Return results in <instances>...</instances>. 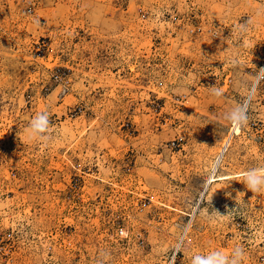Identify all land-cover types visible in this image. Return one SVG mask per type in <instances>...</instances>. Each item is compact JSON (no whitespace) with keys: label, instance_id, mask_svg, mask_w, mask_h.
Listing matches in <instances>:
<instances>
[{"label":"rangeland","instance_id":"374dc122","mask_svg":"<svg viewBox=\"0 0 264 264\" xmlns=\"http://www.w3.org/2000/svg\"><path fill=\"white\" fill-rule=\"evenodd\" d=\"M262 68L264 0H0V264H264Z\"/></svg>","mask_w":264,"mask_h":264},{"label":"clouds","instance_id":"9594fccd","mask_svg":"<svg viewBox=\"0 0 264 264\" xmlns=\"http://www.w3.org/2000/svg\"><path fill=\"white\" fill-rule=\"evenodd\" d=\"M261 77H264V68L260 69L257 77L254 78L255 83H258V80ZM212 94L216 97L223 96V93L215 87ZM252 94L253 93L250 90L242 103L237 104L225 113V119L228 120L233 126L241 127L247 123L248 106L251 103ZM48 126V116L46 113H42L37 119L33 120L28 127L30 138L39 139L47 143ZM259 173L260 170L252 169L246 174L245 185L252 192H258L261 190V188H264V176H261ZM243 255V249L237 248L233 251L231 260H229L227 257H223L220 253H213L208 258H203L200 256L194 257L193 264H220L221 260L223 261V264H240Z\"/></svg>","mask_w":264,"mask_h":264},{"label":"built area","instance_id":"2783aa9c","mask_svg":"<svg viewBox=\"0 0 264 264\" xmlns=\"http://www.w3.org/2000/svg\"><path fill=\"white\" fill-rule=\"evenodd\" d=\"M260 79V78H259Z\"/></svg>","mask_w":264,"mask_h":264}]
</instances>
